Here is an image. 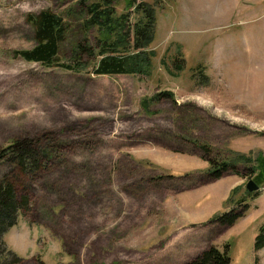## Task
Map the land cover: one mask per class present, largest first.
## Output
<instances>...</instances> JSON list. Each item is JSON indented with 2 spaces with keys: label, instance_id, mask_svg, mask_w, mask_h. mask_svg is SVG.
Instances as JSON below:
<instances>
[{
  "label": "rangeland",
  "instance_id": "1",
  "mask_svg": "<svg viewBox=\"0 0 264 264\" xmlns=\"http://www.w3.org/2000/svg\"><path fill=\"white\" fill-rule=\"evenodd\" d=\"M80 1L0 0V150L31 138L44 163L36 177L0 165L32 203L9 249L22 264H187L230 244L231 264H264V185L246 195L264 157V11L143 0L157 16L150 76H96L84 54L80 73L18 56L35 46L28 17L47 10L69 28L61 63L74 66L78 46L98 51L101 28L83 25L91 0ZM124 6L115 15L133 29L140 16ZM211 161L237 165L217 179ZM243 204L235 225L210 222Z\"/></svg>",
  "mask_w": 264,
  "mask_h": 264
},
{
  "label": "trees",
  "instance_id": "2",
  "mask_svg": "<svg viewBox=\"0 0 264 264\" xmlns=\"http://www.w3.org/2000/svg\"><path fill=\"white\" fill-rule=\"evenodd\" d=\"M119 1L125 2L126 9L134 8L140 16L133 29L127 30L129 15H115V5ZM85 3V0L80 1ZM90 14L88 20L84 21L87 31L99 26L103 35L98 51L87 46L80 47L75 51L72 65L61 63L59 56L61 45L69 33L68 25H65L63 17L47 10L37 15L28 17V22L34 27L35 46L30 50L21 51L18 56L27 62L39 63L47 68L62 67L66 70L80 73L84 63L82 55H88L91 59L96 58V64L92 67V74L96 76L134 75L143 74L150 76L154 68V53L149 47L156 38L157 16L152 4L143 0H91L86 6ZM125 9V10H126ZM130 9V10H131ZM133 36V45L130 37ZM182 61V60H181ZM181 70V65H177ZM198 69L202 70V67ZM203 73V71H201ZM162 96H171L170 93H163ZM205 148V147H204ZM8 164L14 167L25 177H36L43 170V161L40 150L31 138L17 139L11 141L6 147L0 150V165ZM237 162H225L216 165L211 161L213 177L220 178L224 172L231 170ZM258 170L255 181L260 187L264 185V157L259 155L256 159ZM237 188L232 191L235 193ZM246 195L258 196L257 192ZM241 210L232 208L219 216L214 217L210 222L223 226H233L243 217V211L248 205H241ZM32 203L27 192H20L14 183L9 180H0V264H22L23 259L9 249L4 236L10 229L17 226L21 215L31 210ZM245 207V208H244ZM243 209V210H242ZM264 249V224L260 227L254 242L256 253ZM230 244L223 249L212 246L187 264H231L229 256Z\"/></svg>",
  "mask_w": 264,
  "mask_h": 264
},
{
  "label": "crops",
  "instance_id": "3",
  "mask_svg": "<svg viewBox=\"0 0 264 264\" xmlns=\"http://www.w3.org/2000/svg\"><path fill=\"white\" fill-rule=\"evenodd\" d=\"M236 2L242 3L241 4V13L243 14H252V13H260L264 11V0H248V6H246L243 1L244 0H235ZM259 11V12H258ZM237 188V187H236ZM233 188L231 192L234 190ZM231 192L229 194V197L231 195ZM228 197V198H229Z\"/></svg>",
  "mask_w": 264,
  "mask_h": 264
},
{
  "label": "water",
  "instance_id": "4",
  "mask_svg": "<svg viewBox=\"0 0 264 264\" xmlns=\"http://www.w3.org/2000/svg\"><path fill=\"white\" fill-rule=\"evenodd\" d=\"M246 189L249 193H254L256 191H259V185L255 183L253 180H251L246 185Z\"/></svg>",
  "mask_w": 264,
  "mask_h": 264
},
{
  "label": "bare ground",
  "instance_id": "5",
  "mask_svg": "<svg viewBox=\"0 0 264 264\" xmlns=\"http://www.w3.org/2000/svg\"><path fill=\"white\" fill-rule=\"evenodd\" d=\"M257 192V191H256Z\"/></svg>",
  "mask_w": 264,
  "mask_h": 264
}]
</instances>
